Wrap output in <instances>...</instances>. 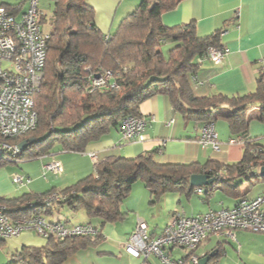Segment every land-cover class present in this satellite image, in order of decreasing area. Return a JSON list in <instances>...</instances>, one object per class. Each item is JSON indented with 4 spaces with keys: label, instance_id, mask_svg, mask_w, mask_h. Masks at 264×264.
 <instances>
[{
    "label": "trees",
    "instance_id": "obj_1",
    "mask_svg": "<svg viewBox=\"0 0 264 264\" xmlns=\"http://www.w3.org/2000/svg\"><path fill=\"white\" fill-rule=\"evenodd\" d=\"M180 1L142 0L121 19L114 32L106 35L94 23L93 9L88 4L81 0H48L50 13L39 17V22L47 21L50 28L43 77L33 95L37 123L21 136L4 138L15 143L34 140L17 154L4 153L0 165L10 158L18 162L49 154L56 148L83 152L111 128L120 129L124 117H140L141 103L156 94L166 95L173 110L185 119L203 123L224 119L229 132L245 140L242 158L232 164L217 162L211 166L209 161L203 166L197 162L158 163L151 153L130 158L107 156L95 165L93 173L58 189L61 198L49 205L42 197L55 187L39 195L0 196L10 219L49 215L58 205H64L71 211L83 210L89 217L99 218L101 224L115 222L125 216L120 205L137 180L149 188L154 202L165 192L189 188L193 173L216 176V181L232 190L242 184L238 180L242 182L247 177L249 165L264 166V148L254 151L255 145L247 134L252 119L248 111L252 107L259 105L257 118L264 119L263 79L258 80L253 93L195 96L188 75L197 70V56L210 46L221 47L220 31L198 35L193 22L174 27L161 24V13ZM4 6L15 14L21 4ZM163 41L176 43L167 58L158 50H150V46ZM106 70L112 72L118 86H93L89 76ZM260 178L264 180V176ZM97 235L98 232L65 240L51 237L42 247L22 246L12 252L6 264H61L76 248L88 244L89 237Z\"/></svg>",
    "mask_w": 264,
    "mask_h": 264
},
{
    "label": "crops",
    "instance_id": "obj_2",
    "mask_svg": "<svg viewBox=\"0 0 264 264\" xmlns=\"http://www.w3.org/2000/svg\"><path fill=\"white\" fill-rule=\"evenodd\" d=\"M93 9V20L103 34L115 31L121 19L135 9L142 0H81ZM0 4L21 7L15 13L19 16L26 7L24 0H0ZM47 7L50 8L47 0ZM41 14H49L39 7ZM161 24L174 27L193 22L198 35L220 31L221 47L226 53L220 63L205 60L198 65L194 74L188 75L190 88L195 96H209L215 93L226 95L255 92L259 79L264 81V0H181L172 9L160 15ZM176 43L163 41L160 45L150 46L153 52L158 50L162 57ZM259 105L255 112H249L252 119L247 126V134L254 148H264V119H258ZM140 117L145 120L141 133L131 140L122 137L119 127L111 128L98 140L89 143L83 152L61 151L58 148L49 154L40 155V165L30 163L25 170H0V196L17 197L22 194H43L54 187L58 189L76 183L95 171V165L107 156L135 157L152 154L158 163L197 162L214 166L215 163L232 164L243 155L242 144L226 145L229 139L236 137L229 132L224 119L214 122L221 151L203 147L198 142L203 122L185 119L174 111L169 98L156 94L140 105ZM224 120V121H221ZM238 136V135H237ZM241 149V150H240ZM97 155L94 161L89 153ZM50 160H58L62 171L53 174L43 171V165ZM45 161V162H44ZM5 164V163H4ZM249 165L246 178L231 190L229 186L215 181L207 186L165 192L151 202L149 188L142 180H137L120 205L125 216L115 222L101 224L100 219L89 217L83 210L71 211L67 206L58 205L51 214L43 216L52 222L67 225L90 223L98 230V235L89 237L85 246L76 248L61 264H162L158 255L149 254L146 258H134L125 250L126 242L138 221L145 224L150 238L161 235L175 212L186 216L204 214L210 210L231 208L240 201L264 196V180L259 167ZM29 178L26 185L18 186L12 182L14 173ZM204 173V172H203ZM218 174V173H217ZM220 175V174H219ZM42 176V177H41ZM254 182V183H251ZM264 211V201L262 203ZM235 237L210 234L205 237L194 252L202 257L214 251L206 264H264V233L236 229ZM47 239L32 230L22 231L16 237L0 241V247L11 257L15 249L22 246L42 247ZM164 254L178 260L188 255V250L166 245ZM183 264H191L188 257Z\"/></svg>",
    "mask_w": 264,
    "mask_h": 264
},
{
    "label": "built area",
    "instance_id": "obj_3",
    "mask_svg": "<svg viewBox=\"0 0 264 264\" xmlns=\"http://www.w3.org/2000/svg\"><path fill=\"white\" fill-rule=\"evenodd\" d=\"M40 0H24L25 10L19 15L10 13L0 4V157L4 153L17 154L21 148L18 143L7 141L6 137L21 136L32 130L37 123L33 95L38 91L45 66L47 39L39 22L41 11ZM226 53L224 47L210 46L206 52L196 57L201 64L205 60L220 63ZM91 84L96 87H117V81L110 70L93 73L89 76ZM145 120L142 117L128 115L120 124L124 139L131 140L143 130ZM198 142L201 146L220 150L214 122H204L200 128ZM241 135L229 139L230 144H243ZM261 150L255 148L254 151ZM89 156L97 161L96 153ZM252 167V166H251ZM44 172L59 174L62 166L58 160H50L43 165ZM15 185L23 186L29 178L21 173L11 176ZM59 192H51L42 200L51 204L61 198ZM264 196L243 200L231 208H221L204 214L186 216L175 212L169 218L161 235L150 238L142 221H138L125 245V250L134 258H146L149 254L158 255L162 264H183L182 259H172L163 252L168 245L185 248L189 252L191 264H198L199 256L194 250L210 234L235 237L236 229L264 233ZM5 205L0 202V241L16 237L22 231L32 230L45 239L65 240L71 237L95 235L98 230L90 223L67 225L63 222H52L41 215H31L15 220L5 213Z\"/></svg>",
    "mask_w": 264,
    "mask_h": 264
},
{
    "label": "rangeland",
    "instance_id": "obj_4",
    "mask_svg": "<svg viewBox=\"0 0 264 264\" xmlns=\"http://www.w3.org/2000/svg\"><path fill=\"white\" fill-rule=\"evenodd\" d=\"M43 11H45V12H47V13H49L50 12V8L48 9V7H47V0H40L39 1V5H38ZM42 28H43V30L45 31V32H48L49 31V24H48V22L47 21H44V23H42ZM168 53H169V51H168ZM168 56V55H167ZM167 56H165V58H167ZM255 112V110H254V108H251V110L249 111V112ZM221 121H224V120H221ZM18 143V142H17ZM226 145H231V144H226ZM234 147H236V148H238L239 149V147H238V145H233ZM241 150V149H240ZM219 151H221V143H220V150ZM42 159V157H36V158H30V159H22V160H20V161H18V162H14L13 161V159L12 158H10L9 160L10 161H6L5 162V164H1L0 165V170H2V172L3 171H11L12 169L13 170H18V169H24L25 170V167L28 165V164H30V163H34L35 165H36V163L38 162L39 163V165H40V160ZM45 162V161H44ZM47 162V161H46ZM45 162V163H46ZM25 171H23V172H21V174L22 173H24ZM24 174H26V173H24ZM27 174H31V173H27ZM26 174V175H27ZM42 177V176H41ZM59 191V190H58ZM61 194V193H60ZM11 259V257L8 255V253L6 252V250L5 249H2L1 247H0V264H6L9 260Z\"/></svg>",
    "mask_w": 264,
    "mask_h": 264
},
{
    "label": "water",
    "instance_id": "obj_5",
    "mask_svg": "<svg viewBox=\"0 0 264 264\" xmlns=\"http://www.w3.org/2000/svg\"><path fill=\"white\" fill-rule=\"evenodd\" d=\"M34 140L33 138L23 139L18 143L22 149L27 145L28 141ZM259 174L264 176V166L259 167ZM215 181V177L208 173H193L189 177V184L193 187H201L212 184ZM214 255V251H211L208 255H204L199 258L198 264H206V262Z\"/></svg>",
    "mask_w": 264,
    "mask_h": 264
}]
</instances>
